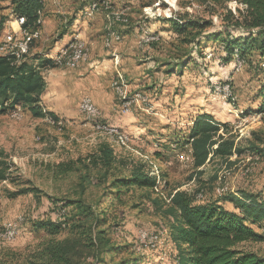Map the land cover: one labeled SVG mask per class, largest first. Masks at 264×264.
<instances>
[{
	"label": "rangeland",
	"instance_id": "1",
	"mask_svg": "<svg viewBox=\"0 0 264 264\" xmlns=\"http://www.w3.org/2000/svg\"><path fill=\"white\" fill-rule=\"evenodd\" d=\"M1 1L7 3L1 5ZM10 1L0 0V9L5 8L0 13V23L6 18H15ZM98 1H93L97 3L93 11L98 6L102 8L107 34L116 31L119 34L117 39H120L117 28L133 25L139 34L136 43L141 48L145 47L143 53L156 61L155 76L164 79L161 85L159 81L158 85L155 84L158 90L153 89L154 84L130 85L127 90L130 96L141 92L142 97H148V100L137 101V104L136 99L133 100L132 105L126 107L127 111L119 105L113 90L121 111H144L156 117L155 123H151L156 129L146 128L145 133L154 132L157 137H145L141 133V141L137 143L122 127L101 120L117 127V134L112 135L93 126L92 118L82 113L70 119L58 116L55 121L48 116H35L29 108L18 103V113L13 107L9 111L0 109V151L9 162L8 178L0 180V247L20 252L28 258L35 257L33 252L41 242L67 233L63 226L57 233H49L34 226V221H58L63 214L69 221L77 209L74 203H69L61 211L62 199L82 200L98 212L110 200L107 185L111 174H125L135 162H143L145 170L156 177L158 184L154 191L159 196L161 194L165 202L178 188L193 194L195 202L218 200L234 211L238 209L224 196L229 192L237 194L240 190H249L264 198V110H256L261 99L258 88L264 82L263 50L255 43L243 51L242 57L235 53L229 55L219 40L207 38L208 32L226 27L231 34H237L239 31L235 24L247 22L243 17L246 15L245 1ZM90 4L91 1L86 8ZM86 8L83 15L92 16L93 11L91 15L84 13ZM227 9L232 15L227 13ZM69 10L57 11L62 19L55 29V37L66 27ZM178 16L198 20L199 24L204 22V26L199 29L187 26L178 32L173 27V20L168 19ZM117 39L104 43L109 45ZM148 49L149 53H146ZM115 58L114 65H117ZM170 63V69H161ZM115 74L116 70L112 80ZM122 74L128 88L129 80ZM198 110L210 112L218 121L227 122L239 146H248L252 142L261 149L260 154L246 150L240 155L233 153L228 161L215 156L198 168L200 172H196L192 167L189 137L186 136V118ZM119 133H124L126 139H119ZM151 140L158 146L160 156H156ZM175 140L185 143H176ZM105 141L115 155V163L108 169L107 177H104L103 167L92 161L99 144ZM61 163L69 165L70 169L64 170L65 166L59 165ZM154 166L158 173H151ZM25 185L37 189L13 196L5 191V188L13 190ZM217 187L222 188L220 192ZM145 194L144 188L121 191L123 203L110 207L106 212L108 219L100 228L106 230L112 249L105 254L101 264H173L176 248L169 235L166 204L153 202V193L149 197ZM253 227L261 230L255 224ZM8 229L13 230L11 236L6 233ZM244 245L264 255V239L246 241Z\"/></svg>",
	"mask_w": 264,
	"mask_h": 264
},
{
	"label": "trees",
	"instance_id": "2",
	"mask_svg": "<svg viewBox=\"0 0 264 264\" xmlns=\"http://www.w3.org/2000/svg\"><path fill=\"white\" fill-rule=\"evenodd\" d=\"M244 1L246 15L243 17L247 22L235 24L234 27L239 32L231 34L226 27L208 32L207 38L219 40L229 55L235 53L242 57L243 51L255 43L260 50H263L264 55V0ZM10 2L13 12L24 16L23 25L34 26L38 10L42 7V0H11ZM227 13L232 15L230 9H227ZM168 19L173 20V27L178 32L183 31L187 26L197 29L204 26V22L199 24L198 20L182 16L176 19L168 17ZM32 58H38L37 62L34 63L33 59L29 58L14 62L10 57L0 54V109L9 111L20 104L29 108L35 116H48L56 121L59 118L54 112L43 110L39 105L40 94L45 86L40 69L62 65L63 62L55 63L50 58L40 56ZM171 64H168L167 69L171 68ZM258 92L261 99L256 110L263 111L264 82L259 85ZM188 134L193 156L192 167L196 172H200L201 169L198 168L215 156L228 161L233 153L240 155L246 150L259 154L261 152V149L252 142L248 146H239L235 136L231 134L228 123L216 120L208 112L196 114ZM183 139L187 141V138L183 137ZM92 161L103 167L104 177H107L108 169L115 163L113 148L108 142L99 144ZM120 162L125 163L124 160ZM59 165L65 166L64 170L70 169L67 164ZM8 169L9 162L5 159L3 151H0V180L8 178ZM157 184L156 177L150 175L149 170H145L143 162L131 164L129 172L125 174H111L107 185V196L110 197L108 204L95 212L90 203L62 199L61 211L69 203H74L77 209V213L69 218V221L63 214L58 221L36 220L34 226L42 227L49 233H57L63 226L66 227L67 233L60 238H50L41 242L37 251L33 252L35 256L33 258L0 247V264L103 263L104 256L111 251L112 245L106 236V230L100 228V225L107 221L106 212L110 207L123 203L120 192L130 188H144L145 196L149 197L151 193L155 195L153 202L166 204L169 235L176 248L173 264H264V255L244 245L246 241L264 239L263 197L260 198L257 193L249 190H240L237 194L229 192L224 196L238 209L234 211L220 204L218 200L195 202L193 194L181 188L173 191L169 200L165 202L162 195L159 196L158 192L154 191V186ZM36 189L35 186L25 185L13 190L5 188V191L9 196H13ZM253 224L261 230H256Z\"/></svg>",
	"mask_w": 264,
	"mask_h": 264
},
{
	"label": "crops",
	"instance_id": "3",
	"mask_svg": "<svg viewBox=\"0 0 264 264\" xmlns=\"http://www.w3.org/2000/svg\"><path fill=\"white\" fill-rule=\"evenodd\" d=\"M83 1L81 3L79 0L78 2L77 0H42L40 35L34 39L35 41H31L30 54L27 58L33 59L34 56H40L51 59V56L60 52L56 50L59 47H65L66 43L73 37L72 35L75 34L87 43L89 54L87 59L75 66L55 65L40 69L45 86L40 94L39 105L44 110L54 112L59 117L70 119L81 115L78 104L83 95H89L102 113L100 119L122 127L129 134H132L137 143L141 141L143 134L145 137H157L154 132L145 133L146 128L156 129L151 125L156 117L144 111L136 113L121 111L116 102L113 86L110 85L111 81L113 83L112 77L116 70L113 79H117L119 75L124 78L122 74L124 73L129 80L127 84L129 89L130 85L140 87V85L154 84L153 89L158 90L155 84L159 81V85H161L164 79L155 76L156 61L143 53L145 47L141 48L136 43L139 34L133 25H122L117 28L121 35L120 40H113L109 45L105 44L115 38L109 37V32L107 34L105 31L102 8L98 6L93 11L92 16H84L83 10L91 0ZM5 3L7 2L1 1V5H5ZM67 8L70 9L68 23L61 30L60 35L55 37V29L60 25L62 19L57 11ZM4 10L5 8H1L0 13H3ZM152 25L154 27L155 23ZM10 26L15 27V22L9 17L0 23V32L9 29ZM109 47L112 48L108 50ZM148 51L149 49L146 53H149ZM114 56L117 59V65H114ZM37 60L38 58H34L33 62L35 63ZM163 66L166 68H160L167 70L168 65ZM149 70L150 72H148ZM201 112L204 111L198 110L195 115L189 114V119L186 118V136L189 135V128L194 117ZM159 131L156 130V132ZM151 142L152 145H155L154 141L151 140ZM158 149L156 145L153 148L156 156L161 155Z\"/></svg>",
	"mask_w": 264,
	"mask_h": 264
},
{
	"label": "bare ground",
	"instance_id": "4",
	"mask_svg": "<svg viewBox=\"0 0 264 264\" xmlns=\"http://www.w3.org/2000/svg\"><path fill=\"white\" fill-rule=\"evenodd\" d=\"M97 2H99V1L97 0ZM95 4L97 5V3L92 2V4H90L91 7L89 5V8H86L84 13H86L87 15H91L92 11H93V8L95 7ZM101 6H103V4ZM38 13H39V16H37L36 28L34 30L33 39H30L27 42V44L24 45V48H16L15 51H14V54H13V50H4V51H2V49L0 48V54L1 55H6V56L10 57L14 62H20L21 60L27 59V55H28V53L30 51L31 43L33 42L34 39L38 38L39 35H40V24H41V21H42L41 15H40V10H38ZM118 15H121V14H118ZM113 17H114V15H113ZM117 17H119V16H117ZM18 19L19 20H24L25 18L22 15H17L16 14L15 18H14V21H17ZM114 21H117V20L114 19ZM119 21H121V20H119ZM114 28H113V30H114ZM115 32L109 31V37L118 38L119 34L115 33ZM72 36L73 37L71 38V40H69V42L66 43L67 45L65 47H63V51L58 52L54 56H51V59L55 63L63 62L62 65H64V66H75L79 62H82L85 59H87L88 54H89V48H88L87 44L85 43V41H83L81 38H79V36L77 34L72 35ZM112 86H113L114 92L116 94V98L119 101V99H120V89L121 88H126L124 78L121 75L117 76V79H113ZM142 96H143V94H141V92H136L133 96H130L129 91H127V90L123 91V98H125V100H127L126 101V107H130L132 105V103H133V100H135L137 97H142ZM13 109H14L15 113H18L19 105H16L15 107H13ZM93 109H94V114H98V121H100V117H101V114H102L100 109L95 105V103L93 102L92 98L89 95H85V102H82V112L81 113L85 114V116L87 115L88 118L89 117L92 118L93 117ZM93 126H95L96 128H99V129H101V130H103L105 132H108V133H110L112 135L115 134V133L117 134V131H118L116 126H114L112 124H109V123L105 124L104 122H97V124L93 125ZM118 138L121 139L122 141L124 139H126L124 133H119L118 134ZM189 148H190L189 150H190V153H191V146H189ZM191 161H193V156L192 155H191ZM151 170H152L153 173H156V172L158 173V169L155 166L152 167ZM221 189H222L221 187H217V191L220 192ZM12 231H13L12 229H8L6 231L8 236L12 235Z\"/></svg>",
	"mask_w": 264,
	"mask_h": 264
},
{
	"label": "built area",
	"instance_id": "5",
	"mask_svg": "<svg viewBox=\"0 0 264 264\" xmlns=\"http://www.w3.org/2000/svg\"><path fill=\"white\" fill-rule=\"evenodd\" d=\"M94 0H91V4ZM91 7V5H90ZM39 16V13L38 15ZM37 20V18H36ZM36 20L34 21V26H24L23 23L25 20H17L15 22V27L10 26L9 29L3 31L2 33L0 32V48L2 51L4 50H13V54L16 48H24V45L27 44V42L30 39H33L34 37V30L36 28ZM152 37V36H151ZM120 40V39H117ZM116 40V41H117ZM112 47H109L108 50H110ZM56 51H63V47H59ZM228 85V84H227ZM124 90H129V88H121L120 89V99H119V105L124 106V111H127L126 109V101L125 98H123V91ZM148 97H137L136 98V104L137 101H147ZM82 102H85V96L83 95L79 104H78V109L79 112H82ZM98 121V114H94V109H93V117H92V125H96ZM191 145V143H190ZM161 181V180H159ZM200 198V197H198ZM142 234V240H144V243L146 239H144V234Z\"/></svg>",
	"mask_w": 264,
	"mask_h": 264
}]
</instances>
